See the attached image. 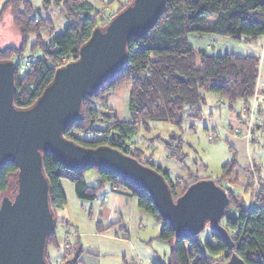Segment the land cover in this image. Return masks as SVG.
<instances>
[{
    "label": "trees",
    "instance_id": "1",
    "mask_svg": "<svg viewBox=\"0 0 264 264\" xmlns=\"http://www.w3.org/2000/svg\"><path fill=\"white\" fill-rule=\"evenodd\" d=\"M41 1L42 4L37 6L32 0H4L0 8V19L5 13H11L22 36L20 45L0 47V60L16 62L14 103L18 108L32 106L52 82L56 69L79 57L81 46L100 26L98 16L103 13L89 0ZM132 1L119 5L113 16ZM54 3L63 5L68 18L63 30L58 33H54L51 18L42 13L44 8ZM44 30L49 35L48 39H45ZM206 33L257 40L264 36V0H164L162 12L150 30L143 36L129 39L127 61L123 69L102 83L93 95L85 96L82 119L69 125L63 135L88 147H115L152 166L164 176L176 199L200 178L192 177L189 182L181 177L174 180L168 168L156 166L151 159L141 160L143 151L133 148L130 142L139 126L149 129L150 120L168 121L181 126L189 120L203 119V107L208 103L207 92L225 97L232 109L238 100L242 101L244 107L237 112V116L240 117L245 110V123H248L249 112L257 106L255 99L261 58L253 53H210L191 43V34L201 36ZM28 48L29 54L26 53ZM126 82L131 84L127 101L130 116L120 119L114 106L109 103L108 96ZM251 126V133L264 128V124ZM182 142L180 135L166 139L169 155L183 157ZM231 150L233 158L223 166V175L215 181L228 192L226 214L220 224L230 233L235 244L233 250H230L220 231L211 222L208 224L214 242L202 241L199 234L177 237L170 221L161 216L147 190L97 167L71 170L58 161L53 153L47 152L43 155V165L50 182V206L56 217V209L67 203L60 183L62 178L71 180L77 196L86 200H94L98 189L105 182H110L116 188L137 196L142 208L163 221L159 235L171 243L168 264H191L192 258L195 259L193 264H214L227 261L232 252H236L246 264H264L263 164L254 163L245 168L248 179L243 189H251L252 195L249 205L244 207L240 192L225 185L241 186L236 171L237 152L232 146ZM90 168L98 172L100 183L97 185L85 181L84 172ZM17 172L18 167L13 162L2 165L0 202L4 195H15ZM12 175H15V184L8 191ZM254 176L258 178L257 190H254ZM52 244H58L56 228L47 240L46 259L49 264L48 249ZM70 252L73 255L78 252L80 257L82 248L75 247ZM68 256H63V264L72 258Z\"/></svg>",
    "mask_w": 264,
    "mask_h": 264
},
{
    "label": "water",
    "instance_id": "2",
    "mask_svg": "<svg viewBox=\"0 0 264 264\" xmlns=\"http://www.w3.org/2000/svg\"><path fill=\"white\" fill-rule=\"evenodd\" d=\"M163 4L164 0H133L105 27L97 26L79 57L56 69L52 82L30 107L18 108L14 103L16 62L0 60V169L5 162L18 167L15 195H4L0 202V264H49L47 240L57 220L43 165L47 152L71 170L97 167L147 190L177 237L199 234L211 222L233 250L234 241L220 224L228 192L214 179H199L174 199L168 182L152 166L115 147H88L63 135L82 119L85 96L123 69L129 39L150 30ZM78 258L75 252L64 264H75ZM214 264L246 263L232 252L227 261Z\"/></svg>",
    "mask_w": 264,
    "mask_h": 264
},
{
    "label": "rangeland",
    "instance_id": "3",
    "mask_svg": "<svg viewBox=\"0 0 264 264\" xmlns=\"http://www.w3.org/2000/svg\"><path fill=\"white\" fill-rule=\"evenodd\" d=\"M32 1L37 6L42 4L41 0ZM89 1L102 10L103 13L98 16V20L100 27H103L104 24H108L107 20L114 17L113 13L117 11L119 5L131 0ZM1 6L0 3V8ZM42 13L53 21L54 33L62 31L68 22L63 5L54 3L51 7L44 8ZM44 36L45 39L49 38L45 30ZM21 38V33L13 22V16L9 12L5 13L0 19V47L18 46L21 44ZM197 38L198 45H205L213 53L230 49L240 54L258 55L261 58L258 82L264 90V36L257 40H248L246 37L235 39L227 35L207 33ZM26 53H30L29 48L26 49ZM122 85L115 89V101L110 100L109 103L114 106L117 116L124 119L130 115L127 105L128 93H124L125 87ZM207 101L203 107L205 118L202 120H189L181 126L168 121L150 120L149 129L143 125L139 126L130 142L133 148L143 151L141 160L151 159L156 166L168 168L174 180L178 177L187 182L191 181L192 177L214 180L220 178L223 175V166L233 158L231 143L224 136L225 127L231 122L236 125L237 112L243 109L244 104L238 100L232 109L225 97L214 92H207ZM253 118L251 117L252 122ZM174 135H180L183 140L182 149L185 153L183 157L169 155L165 142ZM250 136L251 146H258L257 153L251 151L250 155H254L256 160L259 158L262 162L261 175L264 176V128L251 133ZM84 178L91 185L100 183L95 168L86 170ZM254 179V190H257L259 189L257 176H254ZM242 182L246 184L245 180ZM60 183L67 196V203L56 209L58 244L49 245L50 264H63V256L69 254L68 257H72L70 251L75 247L82 248L77 264L169 263L171 243L159 235L163 221L142 208L137 196L123 189H113L110 182H105L98 189L94 200H86L77 196L71 180L62 178ZM14 184L15 175H12L8 191H11ZM225 185L240 192L244 207L249 205L251 189H243V183L241 186L230 183ZM199 238L202 241L214 242L210 224L199 233ZM194 261L192 258L191 264Z\"/></svg>",
    "mask_w": 264,
    "mask_h": 264
},
{
    "label": "crops",
    "instance_id": "4",
    "mask_svg": "<svg viewBox=\"0 0 264 264\" xmlns=\"http://www.w3.org/2000/svg\"><path fill=\"white\" fill-rule=\"evenodd\" d=\"M4 0H0V3L2 4ZM207 34V33H206ZM205 35V34H203ZM201 35V36H203ZM198 35L195 34H191L190 35V41L193 45L199 47V48H204L207 49L208 48L205 45H198ZM208 46V44H207ZM229 51H224V52H234L238 55H245V54H240L237 53L236 51H230V49H228ZM209 51V50H208ZM210 53H213L211 51H209ZM224 52H219V53H224ZM217 53V54H219ZM259 79V78H258ZM122 86L125 87L124 93H128L129 89H130V82H126V84L124 83ZM262 92H264L263 88L260 87L259 82H257V87H256V93H257V98H256V105L255 106V117L253 118V124H264V101H262V99L264 97L261 98V96L264 95V93L262 94ZM115 91L112 95L108 96V98L111 101H115L116 95H115ZM262 101V102H261ZM129 112V111H128ZM246 111H242L241 116L238 117L237 122H235V126L234 123H229L228 127H225V131H224V136L225 139L227 141H229L231 143V146L235 148L236 152H237V158H238V166L236 168V171L239 174V181L240 184L244 182H242V180H245L247 182L248 179V174L247 171L245 170L246 167L248 166H252L254 163L256 164H262V162H260L259 158L258 160L255 159L254 155H250L251 151L253 153H257L258 151V146H251L250 141L251 139V127L250 125H248V123L250 124V118L248 120V123H245V121H243L245 117ZM122 119V118H120ZM124 119H128L127 117H125ZM202 120V119H201ZM245 124V126L243 125ZM249 135V136H248ZM251 146V147H250ZM264 162V160H263ZM113 189L116 190H120V188H116L115 186L112 187ZM239 189V187H238Z\"/></svg>",
    "mask_w": 264,
    "mask_h": 264
},
{
    "label": "built area",
    "instance_id": "5",
    "mask_svg": "<svg viewBox=\"0 0 264 264\" xmlns=\"http://www.w3.org/2000/svg\"><path fill=\"white\" fill-rule=\"evenodd\" d=\"M64 64H66V63H64ZM247 113V112H246ZM249 114H250V120H251V117H253V115L255 114V106H254V108L252 109V111H250L249 112ZM253 123H252V120L250 121V127H251V125H252Z\"/></svg>",
    "mask_w": 264,
    "mask_h": 264
}]
</instances>
